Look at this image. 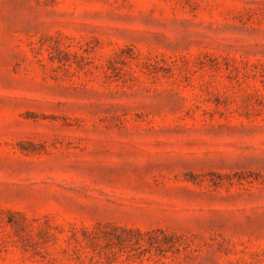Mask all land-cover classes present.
<instances>
[{"label": "rangeland", "instance_id": "374dc122", "mask_svg": "<svg viewBox=\"0 0 264 264\" xmlns=\"http://www.w3.org/2000/svg\"><path fill=\"white\" fill-rule=\"evenodd\" d=\"M0 264H264V0H0Z\"/></svg>", "mask_w": 264, "mask_h": 264}]
</instances>
